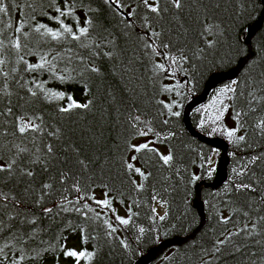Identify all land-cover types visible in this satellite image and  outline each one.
Wrapping results in <instances>:
<instances>
[{
	"label": "trees",
	"instance_id": "obj_1",
	"mask_svg": "<svg viewBox=\"0 0 264 264\" xmlns=\"http://www.w3.org/2000/svg\"><path fill=\"white\" fill-rule=\"evenodd\" d=\"M24 2L4 0L9 14L0 13V40L6 45L0 58L6 60L3 72L8 73L6 79L0 75V164L16 160L11 179H8V173H0V191L10 198L26 201L19 205L23 210L20 215H17L18 209L12 207L11 199L0 203L3 209L0 212V248L4 249L0 255L5 257L4 264H8V256L17 260L19 255L25 259L18 264H75L73 258H65L59 250L45 251L41 258H34L37 249L49 245L59 249V243H65L60 240L61 236L67 237L66 244L71 239L76 240L77 251L85 249L95 253L91 260L82 259L80 264H135L162 242L194 234L201 225L200 214L194 207L197 187L201 183L215 184L218 167L214 169L212 161L215 155L222 156V153L191 136L184 122V110L193 98L203 93L214 74L233 70L249 56L248 30L264 11L261 0H183L184 6L179 10L168 5L169 11L163 15L157 29L160 30L162 25L160 40L171 43L170 55L179 57L182 53L186 58L176 65L162 56L152 55L131 29L126 35H120L124 32L117 23L120 17L103 0H84L93 10H99L90 14L95 22V33L107 29L117 36L115 58L95 59L96 66L104 73L102 77L90 72L80 74L83 65L79 57L87 59L90 50L80 47L79 42L50 41L33 32L31 10L23 7ZM17 4L27 16L17 11ZM137 11L146 14L142 8ZM77 14L83 23L84 12L78 8ZM37 19L56 27L43 15H38ZM20 20L27 21L23 31L28 37H21L22 43L27 44V49L21 52L24 59L37 63L41 55H46L49 60L53 56L63 57L55 61L57 74H70L74 79L62 82L44 70H25L10 44L18 35L15 28ZM66 22L73 23L71 19ZM95 33L93 39L97 38ZM251 49L252 58L236 79L239 83L220 87L231 85L244 93L254 89L256 99L251 105L238 93H230L227 100L229 120L223 114L213 123L219 114L217 109L214 113L204 109L218 88L211 92L206 103L190 113V123L195 131L207 130L208 138L228 145L226 179L217 189L200 191L205 216L202 229L192 240L170 249L154 264H249V252L264 251L256 243L264 242V223L259 219L264 216V99H261L264 91L260 90L259 82L264 73V22ZM163 51L166 50L161 49ZM157 63H164L167 70H155ZM64 68L69 73H63ZM45 81L46 89L64 92L65 99L46 97L35 87V83ZM85 83L92 90L89 97L84 95ZM165 87L171 91H165ZM29 88L37 95H31ZM109 92L115 96L114 101ZM68 95L78 102L94 98L95 107L62 113L59 108L70 103ZM165 105H172V111L180 115H171ZM9 108L11 113L7 111ZM237 111L241 113L238 118ZM130 113L141 116L139 128L151 127L159 133L156 136L149 132L155 143L166 150L163 153L155 147L159 153L173 155L168 165H164L155 153L126 150L127 143L140 139L137 129L130 127ZM21 124L31 126L21 134L18 131ZM33 127L38 130L33 131ZM212 128L217 131L212 132ZM237 128L233 139L241 135L245 139L234 143L225 130ZM56 129L60 130L57 136H50L49 133ZM48 145L53 148L52 154L47 152ZM18 149L27 151L19 152ZM76 149H79V156ZM133 155L138 157L132 161L135 166L150 173L148 180L126 173L121 167V161H130ZM78 158L91 159L95 163L84 170L77 163ZM21 169L32 170L34 175L31 178L23 176ZM62 171L69 173L63 184ZM76 178L80 180L81 189H88V195H104L108 190L102 186L105 184L120 190L122 195H116L115 191L109 193L115 196L112 203L115 214L92 200L81 201V204H90L95 212L83 208L80 212H65L57 207L65 196L74 201L83 194L73 188ZM130 179L143 183L144 189L134 190ZM240 182L251 183L256 191L238 192L234 185ZM45 183H50L52 188L43 189ZM26 188L31 191L26 192ZM41 195L42 203L37 205L34 201ZM66 206L74 207L72 204ZM157 206L164 209L163 220L156 213ZM44 207L53 208V212L44 213ZM96 213L100 214L99 219ZM130 213L135 215L131 216L128 225H120L115 220V215L128 218ZM104 220L117 228L112 236L107 235L109 229ZM140 228L145 229L144 233L139 231ZM82 235L87 238L85 244L81 243ZM257 264L262 262L257 261Z\"/></svg>",
	"mask_w": 264,
	"mask_h": 264
},
{
	"label": "snow or ice",
	"instance_id": "obj_2",
	"mask_svg": "<svg viewBox=\"0 0 264 264\" xmlns=\"http://www.w3.org/2000/svg\"><path fill=\"white\" fill-rule=\"evenodd\" d=\"M104 4L109 6V8H113L116 15L120 17V19L117 21L118 25H120L124 32H122L120 35H126L128 33V30L131 29L135 35L137 40L140 42V44L146 49L149 50L152 55L155 56H162L164 60L171 61V64L176 65L179 63V60L186 59L183 54L179 57L175 55H170L171 52V43L165 42L163 40H160V37L163 34V27L160 26V30L157 29V25L160 24V20L163 18V15L169 11L168 5H170L174 9H182L184 4L183 0H103ZM261 3H264V0H261ZM164 5V6H162ZM17 11L22 13L23 15L27 16V13H23L22 9L19 4L16 5ZM24 8H28L31 10V16L30 20L34 23L31 26L32 31L39 35V37L47 38L50 41L60 42V41H74L79 42V46L82 48H86L90 50V55L86 59L85 57H79L81 64L83 65L81 75L83 72H90L96 74L98 77H102L104 73L101 70V67L96 66L95 59L98 58H107L108 60H113L116 56L115 49L118 46L117 45V36L113 33L108 31L107 29L101 30L99 33H95V22L90 15L93 11H99L98 9L93 10L91 7V4H85L84 0H31V2H28V0H25L23 3ZM79 11L84 12V18L83 23H81L80 16L77 14ZM142 8L145 11V15H141L137 9ZM53 11L55 14H53ZM0 13L3 14H9V8L5 5L4 0H0ZM38 15H43L46 17L49 21H51L53 24L56 25V27H52L47 23L42 22L41 20L37 19ZM71 19L73 23H68V21ZM137 21H139V24H137ZM27 23L26 20H20L17 23V27L15 28V33L18 35H15L14 38L11 39L10 44L11 48L15 50V53L18 56V62H22L25 65V70L28 72H37L40 70H44L49 72L53 77L56 79L65 82L67 80L74 79L70 74H57V65L55 61L58 59H63V57L59 56H53L51 60L47 58L46 55H41L39 57V61L37 63H29L24 59V56L21 55V52H23L25 49H27V44L22 43L21 37H24V39H27L28 33L24 32L23 29L25 27V24ZM11 27V25H9ZM138 29V30H137ZM94 33L96 35V39H93ZM88 41V43H84V41ZM6 45L3 40H0V56L3 54V50L5 49ZM106 49V50H105ZM161 49H164L166 51L161 52ZM66 51H71V49H67ZM71 59V57H69ZM6 64V60L3 58H0V75H3L5 79L8 76V73L3 72V66ZM154 69L158 71H166V65L164 63H157L154 65ZM127 70V69H126ZM15 71V69H13ZM63 73H69V70L67 68H64L61 70ZM75 71V69H73ZM170 75H174V73H170ZM260 85H261V91H264V73L261 74L260 79ZM45 82H39L35 83V87L40 90L41 93H43L46 97H51L56 100H63L66 97V94L64 92H58L51 89L45 88ZM239 82L236 80H233L231 84H238ZM23 86V85H22ZM84 88V95L85 97H89L91 93V88L88 86L87 83L83 85ZM165 91H171V88L165 87ZM28 91L31 93V95L36 96L37 92L33 91L31 88L28 89ZM227 93H238L239 96H242L245 99V102L251 105V101L256 99L254 95V89L248 91L247 93L244 92H238L237 88L231 87V85H226L224 88H221L219 90V93L217 94L218 100L214 101V103H219L223 106V109H217L218 115H216L213 119V123L220 120L223 116L224 112L227 111L228 105L224 103V97ZM109 96H111L112 100H115V96H113L110 92L108 93ZM251 98V99H249ZM261 99H264V97H261ZM67 100L70 101L66 106H61L59 108V111L62 113H69L73 109H84V110H91L95 107V99L94 98H87L84 102H78L76 101L71 95L67 96ZM165 107L168 108L169 113L173 116H179V112H173L172 111V105H165ZM8 113H11V108H9ZM106 111V110H105ZM236 117L238 118L241 113L239 111L236 112ZM130 121V127L137 129L138 131V137L140 138H146L148 136L149 132H153L154 135L159 136V133H155L153 128L147 127V128H139L138 124L141 122V116L136 115L132 116L131 113L128 117ZM165 124L168 123L167 120L164 121ZM201 124H204V121H201ZM262 124H264V121H262ZM31 125L28 124H21V126L18 128V131L23 134L27 131L28 127ZM33 131L38 130L36 127L32 128ZM59 129H56L55 132H50V136H57L59 133ZM217 131L216 128H212V132ZM237 129L232 130H225V134L229 138V140H232L234 143L238 141H243L245 137L243 135L239 136L236 140L233 138L236 137ZM150 144H154V141L145 139L142 143H127L126 144V150L132 151L135 153H148L152 152L158 155L159 160L163 162L164 165H168L173 160V155L171 153L169 154H161L158 152V150L155 147H150ZM18 147V146H17ZM19 152H25L27 149H18ZM47 152L49 154L53 153V148L51 145L47 146ZM77 156H79V149H76ZM143 159V157H140ZM2 159V157H0ZM138 157L136 155L131 156V160L124 159L121 161V167L125 170L126 173L129 174H136L139 177H141L143 180H148L149 174H146L145 171L142 170L140 167H136L135 164L132 161H136ZM254 160L257 158H253ZM77 163L81 166L82 169L86 170L88 169L89 165L92 163H95V161L88 159L87 161L85 159H79L77 160ZM16 164V160L6 161L4 164H0V173H8V179H11L14 175V165ZM44 170L47 171L46 165L44 166ZM21 174L23 176L31 178L34 173L32 170H24L21 169ZM61 176V184L64 183L65 179L69 178V173L67 171H62L60 173ZM132 185L135 186L134 190L140 191L144 189L143 183H137L136 180L130 179L129 181ZM104 188L108 189L105 191L104 196L105 199L99 200L96 199L93 195H88V189H81L80 187V180L79 178L74 179L73 188L75 192L77 193H83L79 195L74 201L67 200V197L65 196L64 199L60 202L57 207H59L62 211H76L80 212L81 208L87 209L89 212H95V209H93L90 204L83 203L81 204V201L85 200H92L95 202V204L102 206L103 208L110 209L115 214V209L112 208L113 200L115 199V196H110L109 193L112 191L116 192V195H122L123 193L120 190H116L114 188H109L108 185H102ZM235 189L240 191H251L255 192L256 189L253 187L251 183H243L240 182L238 184L234 185ZM43 189H50L52 188V185L50 183H45L42 185ZM26 192L31 191L30 188L25 189ZM67 191V189H65ZM0 197H2V200H0V203H3L4 201H8L11 199L12 201V207L17 208V215H20L22 209H19V205L21 203H26V201H20L15 199V197H9L8 195L4 194L2 191H0ZM155 198V197H153ZM43 200V195L38 197L34 203L37 205H40ZM123 203V200L120 201ZM66 204H72L74 207L72 209H69ZM3 209L0 208V212H2ZM43 212L46 214H50L53 212V208L44 207ZM87 217V213L84 214ZM135 215L134 213H130L128 218L121 217L119 215H115V220L119 222L120 225H128L131 216ZM245 216L251 220V217L248 216V213H244ZM96 218H100V214L96 213ZM159 219L163 220L164 217L161 216ZM260 221L264 223V216H261ZM33 224H35V220L32 221ZM103 223L107 226L109 229L107 235L112 236L117 232V228L113 226L112 223H110L108 220H104ZM247 227V226H246ZM253 228H255V224L252 225ZM139 231L141 233H144L145 229L140 228ZM61 241H65V243H59V249H57L55 246L49 245L47 248L44 249H37L35 251V257L34 258H41L43 256V253L45 251H61L65 258H73L75 261V264H80V261L82 259L84 260H91L93 256L95 255L94 252L87 251L85 249H81L77 251L76 249H69L66 244L67 237L61 236ZM87 242V238L85 236H81V243L85 244ZM123 244L124 242L121 241ZM218 243H223V241H218ZM257 244L261 246L262 249H264V242L256 241ZM127 245H125L126 247ZM7 247V245H6ZM4 253V249L0 248V254ZM249 255V264H257V261H261L262 264H264V251H261L259 253H248ZM25 257L23 255H19L17 260H13L11 256L7 257L8 264H18V261L24 260ZM59 257H57V260ZM5 257L3 255H0V264H4Z\"/></svg>",
	"mask_w": 264,
	"mask_h": 264
},
{
	"label": "water",
	"instance_id": "obj_3",
	"mask_svg": "<svg viewBox=\"0 0 264 264\" xmlns=\"http://www.w3.org/2000/svg\"><path fill=\"white\" fill-rule=\"evenodd\" d=\"M262 5L264 8V3H262ZM263 22H264V11L260 19L255 24H253L248 30L246 44L250 48L249 56L242 59L233 70L229 72H220V73L214 74L207 82L203 93L193 98V100L186 106L184 110V122L191 136L198 138L200 141L206 143L207 145H209L216 151H219L222 153V156L219 160L218 171H217L218 179L215 181V184L210 185V184L201 183L197 187V198L194 202V207L198 210L200 217H201L200 228L188 238H177V239L167 240V241L162 242L158 246L149 250L135 264H154L164 254H166V252H168L170 249L175 248L177 246H181L182 244L187 243L188 241L192 240L196 236V234L202 229L205 223V216H204V206L200 198V191L202 189H217L225 181L226 175H227V167L229 164L228 145L221 140L208 138L206 136L208 133L207 130H204L203 132L195 131L190 123V113L198 106L206 103L209 100V97L212 91L222 87L223 85L227 83H231L233 80H236L239 77L241 72L246 67L248 61L252 58L251 44H252L253 39L260 32Z\"/></svg>",
	"mask_w": 264,
	"mask_h": 264
},
{
	"label": "rangeland",
	"instance_id": "obj_4",
	"mask_svg": "<svg viewBox=\"0 0 264 264\" xmlns=\"http://www.w3.org/2000/svg\"><path fill=\"white\" fill-rule=\"evenodd\" d=\"M219 90L217 91V93L214 96H211L210 100L208 101V105L204 109V111H206V110H209V111L212 110L211 112L214 113L216 111V109H220V110L223 109V106L222 105H220L219 103H214V101H217L218 100L217 94L219 93ZM229 96H230V93H227L226 96L224 97V103L225 104H227V100H229ZM224 115H225V118L228 121L229 118H230V113L227 112V111H225L224 112ZM145 139L154 141L153 137L148 133V136L146 138H140L135 143H142V142L145 141ZM150 147H157L161 152L166 153V150L164 148H160L155 143V141H154V144H150ZM220 158H221V155H215L213 157V161L212 162H213V165H214V169H217V167L219 165L218 163H219ZM95 198L96 199H99V200H102V199H105V196L103 194H101V193H97L96 196H95ZM163 211H164V209L161 206H157L156 207V213H157V215L159 217H161L164 214ZM67 246H68L69 249H78V242L76 240H74V239H71V240H69Z\"/></svg>",
	"mask_w": 264,
	"mask_h": 264
}]
</instances>
